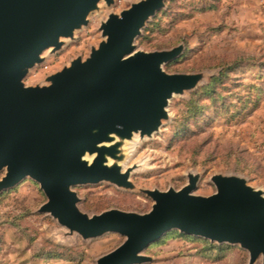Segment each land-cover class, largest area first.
Instances as JSON below:
<instances>
[{
  "label": "water",
  "instance_id": "water-1",
  "mask_svg": "<svg viewBox=\"0 0 264 264\" xmlns=\"http://www.w3.org/2000/svg\"><path fill=\"white\" fill-rule=\"evenodd\" d=\"M165 1L140 0L109 14L99 26L102 41L88 57L46 75L44 84L27 85L28 74L46 63L44 53H58L102 2L114 0H0V192L29 178L46 197L38 212L68 232L84 240L124 237L96 264L149 263L142 253L171 230L238 245L248 252V264H264V192L237 176L213 175L216 192L206 197L192 194L194 174L179 190H140L153 202L145 214L111 209L88 216L78 208L75 186L107 182L134 189L131 171L120 164L123 148L134 135L158 132L169 101L202 80L201 74L164 71L182 45L136 49L135 40Z\"/></svg>",
  "mask_w": 264,
  "mask_h": 264
},
{
  "label": "rangeland",
  "instance_id": "rangeland-1",
  "mask_svg": "<svg viewBox=\"0 0 264 264\" xmlns=\"http://www.w3.org/2000/svg\"><path fill=\"white\" fill-rule=\"evenodd\" d=\"M140 0L100 4L87 27L65 40L56 54L44 53L48 71H31L25 84L85 59L102 41L99 26ZM143 52L183 46L165 64L169 74H201L198 86L168 104V118L150 138L135 137L123 148L124 170L133 190L107 182L75 186L78 208L88 216L111 209L145 214L153 202L140 190H179L189 174L199 179L192 194L216 192L213 175L237 176L264 192V0H166L134 42ZM4 172H0V179ZM46 197L26 178L0 192V264H96L123 243L106 233L84 240L39 213ZM145 264H248L238 245L218 244L171 230L142 253ZM255 264H261L257 261Z\"/></svg>",
  "mask_w": 264,
  "mask_h": 264
},
{
  "label": "bare ground",
  "instance_id": "bare-ground-1",
  "mask_svg": "<svg viewBox=\"0 0 264 264\" xmlns=\"http://www.w3.org/2000/svg\"><path fill=\"white\" fill-rule=\"evenodd\" d=\"M134 138L136 137V135H134L133 136ZM111 144H113V143H106V144H104V145H106V146H109V145H111ZM86 159H88V160H91V158H87V157H85ZM108 164H112V161L111 160H108ZM122 166H123V168H124V166H125V164H126V161H124V162H122V163H120Z\"/></svg>",
  "mask_w": 264,
  "mask_h": 264
},
{
  "label": "built area",
  "instance_id": "built-area-1",
  "mask_svg": "<svg viewBox=\"0 0 264 264\" xmlns=\"http://www.w3.org/2000/svg\"><path fill=\"white\" fill-rule=\"evenodd\" d=\"M41 71L47 72L48 71V64H44L41 66Z\"/></svg>",
  "mask_w": 264,
  "mask_h": 264
}]
</instances>
